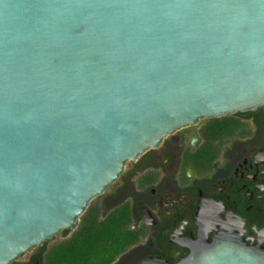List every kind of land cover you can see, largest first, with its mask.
I'll return each instance as SVG.
<instances>
[{"label": "water", "instance_id": "95a60500", "mask_svg": "<svg viewBox=\"0 0 264 264\" xmlns=\"http://www.w3.org/2000/svg\"><path fill=\"white\" fill-rule=\"evenodd\" d=\"M262 106L264 0H0V264L166 136ZM191 249L175 264H264L231 234Z\"/></svg>", "mask_w": 264, "mask_h": 264}, {"label": "flooded vegetation", "instance_id": "af4514ba", "mask_svg": "<svg viewBox=\"0 0 264 264\" xmlns=\"http://www.w3.org/2000/svg\"><path fill=\"white\" fill-rule=\"evenodd\" d=\"M221 118L182 128L125 165L103 210L129 203L138 241L113 264H175L219 234L264 249V106Z\"/></svg>", "mask_w": 264, "mask_h": 264}, {"label": "trees", "instance_id": "16d2710c", "mask_svg": "<svg viewBox=\"0 0 264 264\" xmlns=\"http://www.w3.org/2000/svg\"><path fill=\"white\" fill-rule=\"evenodd\" d=\"M223 120L226 119L214 121ZM131 219L129 203L117 205L110 211L88 206L70 237L50 248H46L45 242L36 248L31 260L12 264H34L33 258L38 264H113L138 241L129 227ZM70 231L64 230L62 234Z\"/></svg>", "mask_w": 264, "mask_h": 264}, {"label": "rangeland", "instance_id": "374dc122", "mask_svg": "<svg viewBox=\"0 0 264 264\" xmlns=\"http://www.w3.org/2000/svg\"><path fill=\"white\" fill-rule=\"evenodd\" d=\"M118 184L119 183L116 182L113 186L109 187L103 195H101V196L95 198L93 201H91V203L89 204V207H97L98 209H100V211L105 209L103 204H104L106 198H108V196L111 194L113 188L115 186H118ZM110 209H111V207H108L106 210L109 211ZM79 222H80V219L77 222V225L79 224ZM74 229L75 228L71 229L70 233H68L67 235H63L62 233H60V234L56 235L55 237H53L52 239L48 240L47 244H46V248H50L54 244L61 242L65 239H67L68 237H70L72 232L74 231ZM34 252H36V249H33L30 252L22 255L21 257L18 258L17 261H19V262L26 261Z\"/></svg>", "mask_w": 264, "mask_h": 264}]
</instances>
